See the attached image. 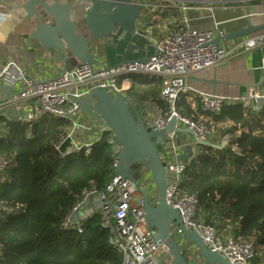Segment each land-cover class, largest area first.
<instances>
[{
  "label": "trees",
  "instance_id": "obj_1",
  "mask_svg": "<svg viewBox=\"0 0 264 264\" xmlns=\"http://www.w3.org/2000/svg\"><path fill=\"white\" fill-rule=\"evenodd\" d=\"M134 80L138 86L128 90L130 96L139 102L153 100L164 113L169 111L161 78L136 75ZM177 108L193 114L184 97ZM212 115L217 120L221 116ZM70 126L61 117L46 115L27 122L0 113V152L11 161L1 174L0 202L23 205L0 218V264H122L100 212L83 220L82 233L61 227L82 190L103 189L114 171L110 132L94 140L89 152L68 151ZM234 130H222L231 135L224 147L198 146L179 189L197 195L198 218L212 221L217 215L213 222L218 233L253 239L256 255L249 264H264V136L232 135Z\"/></svg>",
  "mask_w": 264,
  "mask_h": 264
},
{
  "label": "built area",
  "instance_id": "obj_2",
  "mask_svg": "<svg viewBox=\"0 0 264 264\" xmlns=\"http://www.w3.org/2000/svg\"><path fill=\"white\" fill-rule=\"evenodd\" d=\"M139 1L135 2L141 3ZM186 8L187 6L183 5V9ZM182 23L181 30L154 41V52L145 61L124 60L116 65L99 61L93 65L80 63L72 70L64 71L54 78L34 79L27 76L19 65L10 60L0 69V92L6 87L13 93V89L18 84L21 89L1 101L0 113L22 107L25 108L24 113H17V118L27 122L46 115L69 120L71 126L66 139L71 141V146H68V151L85 148L89 152L93 141L100 139L103 132L109 131L108 141L113 146L115 170L119 162L118 154L114 150L117 144L115 135L105 123L94 128L80 121L78 119L82 111L80 101L94 87L107 88L113 94H123L124 89L120 86L119 79L124 76L149 74L161 77L162 97L167 100L170 109L159 115L148 110L146 113V118L150 120L148 128L164 130L175 117L176 126L187 128L192 134L191 142L179 143L177 131L166 133L165 144L168 153L164 163L168 176L167 202L179 211L187 228L198 232L210 250L220 253L231 264H249L256 255L255 241L235 237L225 240L218 234L215 226L198 220L197 195L181 192L179 189L180 178L187 163L174 161L173 158L187 145H192L195 155L199 145H211L210 138L215 134V129L208 120L182 114L177 108L178 101L183 96L193 94L199 99L204 111L218 114L230 99L196 89L191 83L193 78L206 70L219 67L238 53L263 47L264 30L244 36L231 47L225 48L214 43L216 37L225 38L226 34L223 30L193 29L185 14ZM239 101L244 106L256 104L260 107L264 102V88L259 94L244 96ZM81 130L95 131L94 140L79 136L78 132ZM228 141L229 139L225 138L219 147H224ZM10 163V158L0 152V183L3 181L1 174ZM140 187V181L135 178H124L113 171L110 181L103 189L92 186L82 190L72 208L65 213L61 227L82 233L83 223L79 218H75V215H79L83 206L87 205L92 197H96L102 204L103 225L110 229V241L122 253V264H172L171 258H167L164 262L157 257L158 252L163 251L167 254L169 249L164 241L155 237L154 231L147 225L144 207L148 199L140 197L138 203L135 202V194ZM21 207H23L21 204L0 202V218L19 211ZM173 231L177 235L182 234L178 224L173 226Z\"/></svg>",
  "mask_w": 264,
  "mask_h": 264
},
{
  "label": "crops",
  "instance_id": "obj_3",
  "mask_svg": "<svg viewBox=\"0 0 264 264\" xmlns=\"http://www.w3.org/2000/svg\"><path fill=\"white\" fill-rule=\"evenodd\" d=\"M26 1L8 0L10 5H21ZM62 1L76 2V0ZM139 2L144 3L146 6L140 15L137 30L144 31L151 43L145 45L136 36H127L125 39L120 40L116 46L109 47L105 42H101L99 47H95L94 44V50L99 56V62L116 65L124 60H138L149 57L154 52L153 43L156 39L181 30L184 14L188 19L190 27L193 29L208 30L218 28L219 30H223L226 35L246 26L248 12L253 25L264 24V0H141ZM10 5H4L7 17L11 16L12 8ZM183 5H186L187 8L183 9ZM14 12L15 15L8 17V21L11 19V21L16 22L25 13L20 9H16ZM72 18L77 19L76 10L72 11ZM32 29H34L33 26L28 27L23 24H17L13 31L11 30L6 34L5 40L0 41V69L8 61L12 60L22 68L27 76L34 79H50L60 75L64 72L63 64L56 61L55 53L52 50L44 48L39 41L30 37L29 34ZM240 38H222L220 46L229 48ZM130 42L138 45L139 48L132 47L133 49L129 50L128 44ZM136 75L159 79L161 77L149 74H131L119 79V84L124 89L123 95L128 98L129 104L141 114L146 126L150 127L148 124L150 120L146 118L147 111L149 110L153 114L159 115L164 113V110L159 103L153 100L149 99L139 102L128 94L129 89L138 86L136 85L137 81L134 80V76ZM191 83L200 91L213 92L230 98L224 104L225 109L219 113L221 116L217 120L213 117L214 115L202 109L199 99L195 95L183 96L193 109L191 117L206 119L213 125L215 134L210 138L211 144L220 146L225 138L230 139L231 135L229 133L222 134V130L224 129L225 131V129L231 127H235L232 135L239 136L242 133L252 132L256 135L264 136V102L258 107L256 104L244 106L239 101L244 96L259 94L264 88V46L245 53H238L219 67L200 73L193 78ZM20 89L21 86L18 84L13 89V93L18 92ZM6 96L7 94L4 91L0 92V111L2 110V98ZM156 107H159V109ZM18 108L21 109H15L16 113L15 110H5L1 114L12 119L15 114L24 113L25 108ZM16 119L25 121L19 117ZM78 119L86 125L94 126V128L102 124V122L82 111ZM78 134L83 139L90 138L94 140L95 138V131L81 130ZM191 141L192 134L189 131H184L178 136L179 143H189ZM186 152V148H181L175 154L176 156L173 160L181 161L178 156ZM160 153L166 162L168 148L165 143L160 146ZM135 174H138L137 171ZM139 176L138 181H140L141 187L135 194V202L138 203L140 197H145L150 200L151 204L158 205L161 197L149 169L142 167ZM98 201L99 199L92 197L87 204L86 210L83 212V217L81 213V215H78L82 223L84 219L92 214L96 212L101 213ZM216 217L217 215H213L210 222L214 223L213 221ZM198 220L202 222L209 221L202 215L199 216ZM218 234L225 240L234 237L233 234ZM181 242L188 247L184 253L189 258L196 255L198 262L207 264L198 255L196 247L188 245L189 242L184 238H181ZM157 257L160 261H167V254L163 251L158 252Z\"/></svg>",
  "mask_w": 264,
  "mask_h": 264
},
{
  "label": "water",
  "instance_id": "obj_4",
  "mask_svg": "<svg viewBox=\"0 0 264 264\" xmlns=\"http://www.w3.org/2000/svg\"><path fill=\"white\" fill-rule=\"evenodd\" d=\"M10 5L8 0H0V41L5 40L6 34L13 31L17 24L32 27L30 37L39 41L41 45L55 53L57 62L63 64L64 71H70L80 63L91 65L98 62V54L94 48L101 42L107 46H116L127 36L137 37L143 44H150V40L142 30H137L140 15L145 4L134 0H76L75 3L62 0H27L21 5H10L11 16L14 10H23L24 15L16 22L8 21L4 5ZM76 10L77 19L72 18V11ZM264 30V24L253 25L249 12L246 26L226 35V39H236ZM221 37H216L214 43L220 45ZM95 44V47H94ZM98 44V45H97ZM138 45L131 42L128 49ZM147 58L138 59L145 61ZM7 94L2 101L13 96L12 91L3 87ZM81 110L105 123L116 137L114 150L119 157L114 173L124 178H135L142 167L147 166L153 176L160 203L153 205L149 200L145 204L146 221L154 231L156 238L165 242L169 251L167 258L172 264H201L197 256L187 258L184 251L188 247L181 242L184 238L198 250L207 264H231L218 252L210 250L197 231L189 229L183 223L179 211L167 202L168 176L165 163L160 154V146L166 141V133L177 131L179 135L189 129L176 126L173 117L164 130L148 128L141 114L132 107L123 94H113L107 88L94 87L80 101ZM17 114L12 119H16ZM0 132H2L0 130ZM214 146V144H211ZM187 152L179 155L182 162L188 163L194 156L192 145L186 146ZM75 218H79L78 214ZM209 224L214 223L206 221ZM178 224L182 234L176 235L173 226Z\"/></svg>",
  "mask_w": 264,
  "mask_h": 264
},
{
  "label": "rangeland",
  "instance_id": "obj_5",
  "mask_svg": "<svg viewBox=\"0 0 264 264\" xmlns=\"http://www.w3.org/2000/svg\"><path fill=\"white\" fill-rule=\"evenodd\" d=\"M139 174L140 173H138L137 175L135 174L134 176H135V179L138 181L139 180ZM98 203H99V208H101V206H102V204H101V201L99 200L98 201ZM86 207H87V205H85V206H83V208L81 209V211H80V213L82 214V217H83V212H84V210H86ZM80 214V215H81ZM152 230V229H151Z\"/></svg>",
  "mask_w": 264,
  "mask_h": 264
}]
</instances>
